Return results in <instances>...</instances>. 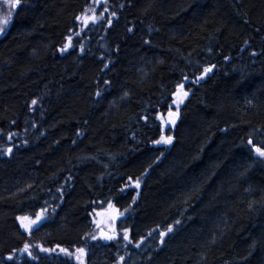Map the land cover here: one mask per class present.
Segmentation results:
<instances>
[{"label": "trees", "instance_id": "trees-1", "mask_svg": "<svg viewBox=\"0 0 264 264\" xmlns=\"http://www.w3.org/2000/svg\"><path fill=\"white\" fill-rule=\"evenodd\" d=\"M95 2L0 34V264H264V0Z\"/></svg>", "mask_w": 264, "mask_h": 264}, {"label": "rangeland", "instance_id": "rangeland-1", "mask_svg": "<svg viewBox=\"0 0 264 264\" xmlns=\"http://www.w3.org/2000/svg\"><path fill=\"white\" fill-rule=\"evenodd\" d=\"M101 0H96L93 7L87 10L81 17L80 23L85 25L90 19L95 17V8L100 4ZM15 0H0V17L6 15L9 11L14 12L15 9L11 8V4L14 3ZM1 34V33H0ZM184 92L179 90L176 92L175 100L173 102V106L169 109H178L182 99L184 98ZM176 121V116H171L166 114L164 116V123L172 124L171 120ZM119 214L118 209L114 206H107L105 208H97L92 216V221L94 224L95 237H106L111 230L113 229L114 219ZM30 222H27L29 224Z\"/></svg>", "mask_w": 264, "mask_h": 264}, {"label": "snow or ice", "instance_id": "snow-or-ice-1", "mask_svg": "<svg viewBox=\"0 0 264 264\" xmlns=\"http://www.w3.org/2000/svg\"><path fill=\"white\" fill-rule=\"evenodd\" d=\"M20 0H15L14 3L11 4V8L15 9L17 7V5L19 4ZM12 18H13V13L12 11H9L6 15H4L3 17H0V33H4L7 28L11 25L12 22ZM212 68H206L204 70V73L207 74L208 72H211ZM203 77H201L202 79ZM185 96H187V93H184ZM36 101H33V104H35ZM170 115H174L171 114ZM171 123L174 124L175 120H171ZM155 143L160 144V143H164V144H171L172 143V137L168 136V137H161L160 140L155 141ZM249 144H252V141L249 140ZM253 148L255 149V152L257 153V155L261 158H264V149H262L261 147H256L255 145H253ZM7 152H11V148L7 149ZM136 186L139 187V181L136 182ZM27 219L26 217L21 218V220ZM40 219V217H37V220H33L30 221L29 224L24 225V227L26 229H30L32 225L37 224L38 220ZM168 231H172L171 228L168 229ZM163 235V234H162ZM109 239H111L112 237H108ZM124 239H128V234L127 232H125L124 234ZM43 251H48L47 249H42ZM24 251H28V245H25ZM61 251L63 252H67L66 249H61ZM79 251L83 252V249H80ZM69 255H71V253H69ZM9 259H11V257H9Z\"/></svg>", "mask_w": 264, "mask_h": 264}, {"label": "water", "instance_id": "water-1", "mask_svg": "<svg viewBox=\"0 0 264 264\" xmlns=\"http://www.w3.org/2000/svg\"><path fill=\"white\" fill-rule=\"evenodd\" d=\"M182 87V84L181 85H179L178 86V88H181ZM185 91V90H184ZM170 113L171 114H174V115H176V113H177V111L175 110V109H170L166 114H169L170 115ZM174 115H171V116H174ZM257 154V153H256ZM136 183L134 182V185H135ZM120 216H124V214H121ZM37 217H40L39 216V213L37 214V216L33 219V220H37ZM116 221V219H114V222ZM32 227V226H31ZM31 229V228H30ZM24 230H29V229H26L25 227H24Z\"/></svg>", "mask_w": 264, "mask_h": 264}]
</instances>
